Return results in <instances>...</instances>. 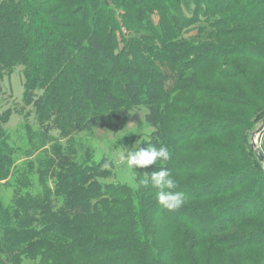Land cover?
I'll list each match as a JSON object with an SVG mask.
<instances>
[{
	"label": "trees",
	"instance_id": "16d2710c",
	"mask_svg": "<svg viewBox=\"0 0 264 264\" xmlns=\"http://www.w3.org/2000/svg\"><path fill=\"white\" fill-rule=\"evenodd\" d=\"M55 3V9H47L43 15L29 0L3 1L0 6V81L5 74L23 67L24 98L33 106L42 103L48 108V120L66 109L67 115L80 125L82 131L90 128L112 131V120L127 115L129 108L143 104L146 108L144 121L154 129L148 143L168 147L169 142L164 139L166 135L163 136L166 133L158 129V122L163 120L169 107L182 101L183 96L208 97L198 80L200 76H232V73L224 74L215 69H226L228 64H218L232 55L264 63V45L259 42L248 44V48L234 49L235 46L220 47L215 42L197 46L200 43L185 41L186 47L178 53L188 61L174 62L172 66L177 77L173 79L162 75L154 59L143 63L128 59L136 55L134 43L138 42L137 39L147 40L141 35V29L155 35L163 47L161 55L173 53L168 51L170 45H175L177 51L175 38H171V42L161 38L159 27L151 19L153 12L159 14L160 26L166 24L169 32L176 28L174 35L181 31L179 13H183L182 22L208 23V31H203V27L196 29L197 37L201 36L202 40L214 32L218 35L241 33L264 37V0H248V6L236 11L233 9L243 6V0H131L135 8L124 6L129 15L123 23L127 30L131 27V32L139 36L134 37L135 42L125 44L128 57L118 53L111 55L110 59L114 61L116 57H123L120 61L129 65L135 76H124L123 81H118L117 87L111 89L107 86L110 80H106L110 79L108 75L114 76V68L111 73L102 65L109 58L102 42L110 43L104 30L107 26H115L113 12L104 7L101 0H55ZM229 21H246L248 26L226 31L223 28ZM33 22L41 25L34 26ZM76 58L86 66L73 64ZM98 60L102 61L101 66ZM143 67L147 72L138 71ZM233 76L249 91L255 92L254 95H260L258 86L245 79L241 72L235 71ZM71 78L78 79L80 86L63 91L61 86H67ZM39 90H43L40 96ZM160 94L162 97L159 98ZM209 95V99L217 97ZM72 97L78 110L74 119L73 110L68 113ZM218 98V103L232 104L240 110L251 106L240 96ZM89 101L94 108L87 105ZM79 108L84 109L82 113ZM9 114L10 110H0V127L6 124ZM172 115L188 118L183 122L185 125L182 124L190 130L184 135L187 140L218 135L241 126L245 120L191 107L174 109ZM250 115L248 122L254 121L252 118L262 120L264 105L255 108ZM40 127L45 134L52 128L43 123ZM173 129L177 130V126ZM254 131L248 132L245 150L261 168L249 149V138ZM216 146L209 141L203 142L197 145V154L189 160L192 163L187 161V167L185 161H179L178 168L167 167L171 173L186 174V178L176 180L177 190L183 191L187 197L182 207L169 214L157 205L155 190L136 188L132 191L125 185L104 184L101 182V168L105 164L89 163V159H82L78 153L73 158L70 156L65 164L53 160L39 163L37 174L42 186L41 192L35 194L23 193L25 187H29L33 168L24 164L18 171L16 182L17 204L22 207L18 212L22 216L14 223L19 226L17 234L11 231L12 236L20 238V243L13 249L21 248L31 261H36L38 255L37 264H65L63 255L68 250L72 264H202L205 256L218 254L222 257L255 247L264 248V175L258 176L260 186L249 188L254 182L250 181L252 175L245 167L244 157L237 168H227L220 165V161L238 163L233 158L237 155L235 149L226 148L227 151ZM56 161H62L58 154ZM158 170L157 166L145 168L146 173ZM49 174L56 179L52 191L43 185V179ZM232 193L235 196L229 197ZM157 217L166 221L167 229L162 225L160 231H151L159 226L154 223ZM173 237L180 238L181 242L171 245L167 252L157 248V242ZM166 253L174 255V259L168 261Z\"/></svg>",
	"mask_w": 264,
	"mask_h": 264
},
{
	"label": "rangeland",
	"instance_id": "374dc122",
	"mask_svg": "<svg viewBox=\"0 0 264 264\" xmlns=\"http://www.w3.org/2000/svg\"><path fill=\"white\" fill-rule=\"evenodd\" d=\"M3 1L6 0H0V6ZM29 1L33 2V5H37L39 13L41 12L43 15L47 12V9H55L56 7L55 0L52 1L53 3H51V0ZM101 1L104 3V7L109 8L113 12V19L116 23L115 26H107L104 30V33H107L105 38L106 40L108 39L110 43L108 44V41H103L102 43L107 50L109 58L104 60L103 64L101 61L103 60L102 56H100L102 59L98 60V65H104L105 69L110 70L111 73L114 71V76L108 75L110 79L106 80H110L107 86L112 89L113 87H117L118 81H123L124 76H135V74L134 71L129 68V65H125L123 61H120L123 57H116L117 59L112 61L110 56L121 53V56L127 55L128 57L129 54L125 52L124 46L125 44L128 45L131 42H135L134 37L139 35L132 33L131 27L127 30L123 23L129 15L124 6L129 5L135 8L134 5H131V0ZM247 4L248 0H243V6H238L237 8H234L233 11L240 10L241 8H244V6H248ZM152 14L151 19L153 20V23L159 27L161 38L168 41L170 40V42L171 38H175L177 51L175 50V45H170L168 51H172L173 53H162L161 55L160 52H164L163 47L157 42L155 35L149 31L146 32L141 29V35L146 37L147 40L139 41L137 39L138 42L134 43L136 47V55L131 58L129 57L128 59H133L132 61L134 63H143L144 61L152 62L154 59L158 70H160L163 76L168 78L173 79L177 77L176 74H174V66H172L174 62L180 63L186 60V57L182 56L181 53H178L186 47L185 41H195V43H200L197 46L215 42L220 47L235 46L234 49H242L241 46L248 48V44H255L254 42H259L261 45H264V37L259 38L256 37V35L248 36V34L241 33L236 35L231 33L227 35H218L214 32L207 35L205 40H202L201 36L200 38L197 37L196 29L198 27H203V31H208L210 27L208 23L204 24L203 21H198V23L194 24L182 22L183 13H179L180 21L178 26H180L181 31L174 35L176 28L169 32L166 28V24L160 26L161 19L159 18V14L157 12H153ZM184 15L186 14L184 13ZM33 25L40 26L41 24L33 22ZM225 26L226 27L223 29L226 31L230 29L238 30L248 26V22L229 21ZM76 33L79 35L78 32ZM170 55L174 58H170ZM160 58L163 59L160 60ZM74 63L80 64V66H86L85 62L77 58L73 59V64ZM221 64H228V66L226 69L214 66L215 69L224 72V74L232 73V76L227 78L213 77L212 75L200 76L198 80L200 81V85L202 86L205 95H208V97L194 94L183 96L181 98L182 101L180 100L179 104H173L169 107L168 113H164V115H166L163 117V120L161 119V121L158 122V129H160L162 133H166L163 134V136L166 135L164 139L169 142L168 148L173 153L172 159L167 163L166 167L178 168L179 161H188L192 163V161L189 160L197 154V145L209 141V143L216 144L218 145L216 147H220L221 149H235V154L237 155H233V158L236 159L238 163L233 164L231 162L224 163L220 161V165L230 169L234 167L237 168L241 158L244 157L245 167L252 175L250 181L254 182V184L248 187H258L260 186L257 182L258 176L259 174L264 175V168L263 166L260 168V166L256 164L254 158L247 154L245 148L248 144V132L253 129L257 130L261 124L260 119L257 120L252 118L254 121L250 122L247 120L251 116L250 113H253L255 108H259L261 104L264 105V63L254 61L248 57H236L232 55L227 59H222L218 65ZM22 68L23 67H17L11 72V74H5L0 81V110H10L6 124L0 127V264H37L39 261L38 255H36V261H31L29 260L30 258L26 257L27 253L25 254L21 252V248L19 249L20 251L18 249H13L16 244L19 245L18 243H20V238L12 236L11 231L13 234H17V228L19 226H16L14 223L16 220L19 222L18 219L22 216V213L18 212L22 210V207L20 204H17L18 197L16 192L18 191V188L16 182L18 181V171L24 164L31 165L33 168H31L29 187H25L23 193L30 192L35 194L41 192V177L37 174L39 171V163H42L45 160H53L55 163L60 162L61 164H65L67 163V159H70V156L73 158L77 153L82 159H89V163H99L101 165L107 163L109 165L108 167L103 166L101 168V173H103L101 180L102 183H112L120 186L125 185L134 191L137 188L139 180L143 179V176L141 175L146 174L145 168L134 169L136 173H129L121 162L120 157L125 154V149L130 150L137 141L141 143L139 145L140 148L147 147L149 144V137L154 133V129L149 127L144 121L146 108L143 104L129 108L127 115L120 119L112 120V131L108 129L93 128H90L87 131H82L80 130V125L71 120L67 115L66 109L57 113L54 119L52 118L51 120H48L50 113L48 108L42 103L33 106L32 103L26 100L27 98H24V89L22 86L23 78L21 74ZM113 68L114 70L112 71ZM138 71L142 73L145 71L147 72V68H138ZM235 71L241 72L245 79L250 80L257 85L260 89V95H254L255 92L249 91L246 86L242 85L241 81L239 82L238 79H235L233 76ZM145 77L147 79L148 76ZM71 80L72 81L67 82V86H61L63 91H66L68 88H76L80 86L78 79L71 78ZM42 94L43 90H39L38 96ZM209 94H215L217 97L215 99H209ZM222 96L244 97L251 103V106L249 109L240 110L237 106L232 104L222 105L221 103H218L220 102L218 97ZM41 97L44 99V96ZM160 97H162L161 94L159 95V98ZM70 103L71 108L68 113L73 110L72 118L74 119V117L78 115V110L73 97L70 99ZM102 103L104 104V102ZM87 105L90 106V108L91 106L93 107L90 101ZM181 107H186L187 109L190 107L197 108L211 113H217L227 118H240V120L245 118V120L244 122H241V126L225 130V132L218 135L187 140V138H184V135L190 130L186 127H182V124L185 125L183 122H187L185 119L188 118L172 115L174 109H179ZM83 110L84 109L79 108V112L82 113ZM41 123L52 127L48 134H45L43 128L40 127ZM174 126H177V130L173 129ZM169 134L170 139L167 138ZM256 147H258L264 155V131L256 140ZM68 148H71V150L68 151ZM56 150L58 151L57 154L62 157V161H56L57 154H53ZM226 150L228 151V149ZM188 162L185 164L186 167ZM153 166L156 165L149 167ZM172 175L175 179L186 178L185 173L172 172ZM53 177V175L49 174L47 178L43 179V185H45L50 191L53 190V183L56 181ZM141 188L143 190L147 189L149 191H154L151 188ZM231 196L233 197L235 194H229V197ZM167 214H169V212H167ZM154 223L159 226L152 228L151 231L153 229L160 231V226L162 225L163 229L168 228V224L162 218L157 217ZM159 240L160 239H158V241ZM161 242H157V248L167 252V250L172 248L171 245L181 242V239L173 237L170 240H163V242ZM69 253L70 250L66 251V254L63 255L65 264H72L68 257ZM166 257H168L167 260L169 261L173 260L175 256H169V254L166 253ZM203 259L201 260L202 264H264V248L255 247L239 254H226L222 257H219L218 254L213 257L205 256Z\"/></svg>",
	"mask_w": 264,
	"mask_h": 264
},
{
	"label": "clouds",
	"instance_id": "9594fccd",
	"mask_svg": "<svg viewBox=\"0 0 264 264\" xmlns=\"http://www.w3.org/2000/svg\"><path fill=\"white\" fill-rule=\"evenodd\" d=\"M141 143L136 142L130 150L125 149V154L120 160L129 173H136L134 169H144L156 165L159 170L146 173L143 179L137 183V188H151L155 190L157 205L165 212L179 209L186 202V194L178 189V181L173 177L171 171L166 167L172 159L173 153L168 147H157L155 144H148L140 148ZM108 167L106 163L104 165Z\"/></svg>",
	"mask_w": 264,
	"mask_h": 264
},
{
	"label": "water",
	"instance_id": "95a60500",
	"mask_svg": "<svg viewBox=\"0 0 264 264\" xmlns=\"http://www.w3.org/2000/svg\"><path fill=\"white\" fill-rule=\"evenodd\" d=\"M264 131V117L261 120L260 127L255 130L251 136H250V144H249V149L251 152L255 155L257 161L260 163L261 166L264 168V155L260 151L258 147H256V140L260 136V134Z\"/></svg>",
	"mask_w": 264,
	"mask_h": 264
},
{
	"label": "bare ground",
	"instance_id": "6f19581e",
	"mask_svg": "<svg viewBox=\"0 0 264 264\" xmlns=\"http://www.w3.org/2000/svg\"><path fill=\"white\" fill-rule=\"evenodd\" d=\"M256 143V142H255Z\"/></svg>",
	"mask_w": 264,
	"mask_h": 264
}]
</instances>
